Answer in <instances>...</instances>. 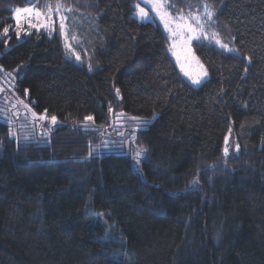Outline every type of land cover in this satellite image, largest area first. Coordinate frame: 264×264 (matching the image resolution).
<instances>
[{"label":"trees","instance_id":"obj_1","mask_svg":"<svg viewBox=\"0 0 264 264\" xmlns=\"http://www.w3.org/2000/svg\"><path fill=\"white\" fill-rule=\"evenodd\" d=\"M165 1L209 6L239 55L193 42L209 74L193 86L138 0H0V69L60 120L24 142L0 119V264H264V0ZM58 3L87 63L58 29L13 30V8ZM122 113L149 121L132 134L137 167L104 141ZM228 133L239 150L224 156Z\"/></svg>","mask_w":264,"mask_h":264},{"label":"rangeland","instance_id":"obj_2","mask_svg":"<svg viewBox=\"0 0 264 264\" xmlns=\"http://www.w3.org/2000/svg\"><path fill=\"white\" fill-rule=\"evenodd\" d=\"M160 3L165 5V10L171 15L173 19H178V17L182 14L173 13L165 0H159ZM135 5H139L140 8H144L145 12L148 13V18L144 19L141 18L138 14V9ZM205 6V5H204ZM25 7H32V6H24L19 8ZM55 9V5L52 6ZM133 16L142 22H151L154 25H157L163 31L165 38H166V47L167 51L175 64L179 74L188 81L193 86H198L203 83L208 77L209 74L207 72L206 67L202 63V61L197 57L196 53L193 49V42L195 41H203L212 43L217 48L222 49L219 44L211 42L213 39H219L218 36H214L216 34L213 30H211V22L213 19V15L211 19H208L204 9L199 12L195 13L199 15L204 22V32L201 34L197 32V36L201 37L199 39H192L186 45L183 43L184 40L187 39L188 34L185 33L183 36L176 35L173 36L171 32H169L168 28L172 27L175 30L174 25H168L166 27L165 21L160 18V16L156 13L155 10L148 5L145 0H138V2L133 3ZM18 8V7H15ZM12 11V18H13V30L15 28V13L14 9ZM208 8L212 11V9L208 6ZM213 12V11H212ZM135 13V15H134ZM60 15L66 17L65 19V31L61 32L59 28V21L57 20V27L55 30L49 31L44 28H40L39 30L44 31L48 36L53 35L54 31L58 29L60 38L62 39V45L65 51V54L76 61L77 63H84L88 62V49L86 48L85 42L81 39L78 35L74 25L72 24V16L67 9L61 8ZM187 15V14H183ZM55 18V15H54ZM27 24V23H26ZM25 25V24H24ZM23 25V29L20 31V35L17 36L18 39H21L25 35H28L32 30H37L36 28H29L28 24L26 26ZM220 40V39H219ZM221 41V40H220ZM223 43V42H221ZM226 44V43H223ZM68 45H71L69 48ZM228 45V44H227ZM229 47H234L230 46ZM191 49V52H188L187 49ZM235 48V47H234ZM223 50V49H222ZM77 55L79 59H77ZM203 65V68L200 67ZM1 76H0V119L7 123L9 127L10 136L13 138L22 139L24 142L27 141H34L37 138L47 137L51 128L55 127L59 122V118L55 115H50L46 113L47 119H40V120H33L32 113H36L37 115H44L45 111H37L30 103L28 99V92L25 90L24 94H21L17 89H15L16 82L14 81L15 75L11 73H5L0 69ZM202 73H206V75H202ZM194 80H199V83H194ZM22 102V103H21ZM25 105L28 107L26 108ZM31 109V111H29ZM56 117V123H53L51 117ZM110 121V130H107V134L109 137H106L104 141L105 143H112L109 145L110 147L114 148L116 151H121L124 154L130 155L133 165L135 167L137 163V156L136 153L140 151L138 146H135L132 140V134L137 130L144 128L145 126H139L136 121L129 122L128 119H132L131 116H126L124 113L116 116V118H111ZM148 121V120H145ZM126 130H131L126 131ZM228 148L229 151L227 153H236V143H232L230 139V134L228 133ZM104 146V145H102ZM225 141L223 147V155L224 148H225ZM105 147V146H104Z\"/></svg>","mask_w":264,"mask_h":264},{"label":"snow or ice","instance_id":"obj_3","mask_svg":"<svg viewBox=\"0 0 264 264\" xmlns=\"http://www.w3.org/2000/svg\"><path fill=\"white\" fill-rule=\"evenodd\" d=\"M145 2L151 6L153 10L156 11V13L160 16L162 20L165 21L166 27L168 25H174L175 30H173L172 27H169L168 30L173 34V36L180 35L183 36L185 33L188 34L187 39L183 41V43L186 45L189 41L196 38L199 39L201 37L197 36V32H200L203 34L204 32V22L202 21L201 17L197 14L188 13L187 15H180L178 19H173L171 15L165 10V5L163 3H160L159 0H145ZM28 3L31 5L32 0H28ZM63 6L61 4H57L55 9L51 6V4H45L44 8L41 9L39 5L32 6V7H25V8H15V34L17 36L20 35V31L23 29V25L25 23L28 24L29 28H36L39 30L40 28H44L46 30L52 31L55 30L57 27V20L59 21V28L61 32L65 31V19L63 15H60L61 8ZM135 7L138 9V14L141 18L147 19L148 13L145 12L144 8H140L139 5H135ZM169 7H171L169 5ZM205 7L206 16L208 19H211L213 12L208 8L207 5ZM67 11H71V9H67ZM55 15V18H54ZM135 15V13H134ZM9 31L8 28H4L3 32L6 34ZM214 36H217L218 34H213ZM211 42L217 43L220 45V47L225 52H235L237 55H239V51L234 47H229L227 44L221 43L219 39H213ZM70 48L71 45H68ZM188 52H191V49H187ZM79 59V56L76 57ZM201 68H203V65H200ZM202 75H206V73H202ZM194 83H199V80H194ZM22 103V102H21ZM27 108L28 106L25 105ZM111 110V109H110ZM31 111V109H29ZM47 110H45L44 115H37L36 113H32L33 120H40V119H47ZM86 120H91L92 117H85ZM134 121L137 122L139 126H147L149 124V121L140 120L137 117H132ZM51 120L53 123H56V117L52 116ZM229 132H231V128L229 129ZM225 148L224 153L227 155L229 148H228V136L225 137ZM237 151L239 150V145H236ZM144 150L141 149L136 153L137 158H139L143 154ZM193 183H196V181H193Z\"/></svg>","mask_w":264,"mask_h":264}]
</instances>
